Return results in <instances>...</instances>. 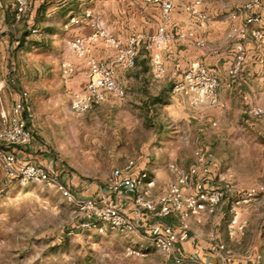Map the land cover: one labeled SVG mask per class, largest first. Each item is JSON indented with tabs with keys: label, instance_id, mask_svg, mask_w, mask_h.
Segmentation results:
<instances>
[{
	"label": "crops",
	"instance_id": "obj_1",
	"mask_svg": "<svg viewBox=\"0 0 264 264\" xmlns=\"http://www.w3.org/2000/svg\"><path fill=\"white\" fill-rule=\"evenodd\" d=\"M193 1L172 0L174 11L167 30L193 31L198 38L207 40L208 50H199L189 41L170 44L163 52L167 75L156 80L150 61L151 54L145 49V40H142L136 66L116 67L117 79L127 90L126 98L120 100L140 101L146 112L151 108H145L148 105L163 109L157 147L152 153L147 149L141 161L131 160L135 164L134 168L130 171L125 168L115 177L127 180L128 185H131V181L140 173L147 172L149 179L156 182L153 190L155 198L163 196L168 184L178 178L168 166H187L188 171L196 164V148L214 161L210 174L212 184L221 173L233 175L237 192L248 190L252 182L264 181V118H253L248 114L254 106L264 109V40L256 42L250 36H237L235 40L228 38L234 28L246 26L245 15L233 20L231 14L241 10L249 0H202L200 9L209 17L208 21L202 23L185 12L186 5ZM262 2L263 9L258 12L262 19L259 28H264V0ZM30 4V12L19 19L15 3L12 0H0V71L5 74L3 78L0 77V117L12 115L23 93L10 88L13 85L17 87L14 80L13 85L7 83V75L10 73L12 77L17 64L22 71L27 69L28 79L55 77L60 80V86L62 84L65 88L71 106L72 96L84 92L88 85V60L110 62L117 57V50L103 42L90 44L86 57L77 56L70 49L69 42L75 38L91 36L94 28L91 22L83 26H70L73 18L83 17L88 12L94 18H101L121 46H126L133 35L148 37L155 34L162 21L160 6L148 5L143 0H30ZM248 29L252 30V27ZM35 30L38 32L35 33ZM238 43L243 44L247 56L242 70L232 75L230 70ZM64 61L73 63L76 68L69 82L62 78L61 65ZM198 64H204L219 80V100L225 104V108L197 106L190 97L173 92V85L182 79L189 68ZM154 84H159L157 92L154 91ZM116 99L109 95L104 103ZM10 100L13 102L11 106ZM28 103L33 115L31 97ZM30 128L34 139L31 125ZM180 171L183 172V168ZM51 172L56 175L55 171ZM205 182V176L200 173L192 180L191 186L196 192L205 188ZM134 194L133 188L127 195L103 190L98 198L104 205L120 208L138 225L136 232L118 233L134 237L137 245L145 251L156 250L149 229L157 223L178 228V219L155 217L137 208ZM234 197H228L215 215H204L201 223L195 219L190 220V239L176 245L175 254L169 257L171 262L176 263L186 257H225L223 251L212 252V247L219 244L210 240L205 232H213L216 228L226 230L228 221H225V216L230 215Z\"/></svg>",
	"mask_w": 264,
	"mask_h": 264
},
{
	"label": "rangeland",
	"instance_id": "obj_2",
	"mask_svg": "<svg viewBox=\"0 0 264 264\" xmlns=\"http://www.w3.org/2000/svg\"><path fill=\"white\" fill-rule=\"evenodd\" d=\"M15 68L12 77L7 75V83L13 85L14 80L17 87L11 89L30 94L34 139L27 147L9 150L20 165L55 171L60 186L74 199L64 196L60 187L10 179L0 161V264H264V196L240 208L241 220L246 222L242 233L230 232L232 208L225 216L226 230L205 232L225 247V257L220 258L186 257L175 263L156 250L140 248L132 236L83 228L86 219L76 209L75 200L101 203L99 193L107 190L129 161H141L147 149L153 152L159 144L163 109L148 105L145 108H151L146 112L140 101L116 99L76 115L60 80H31L27 69L22 71L18 64ZM4 76L0 71V77ZM154 85L157 92L159 84ZM12 103L10 100V106ZM179 168L187 172L188 167ZM259 184L264 181L257 180L249 187ZM194 192L192 186L187 189L189 194ZM128 250L141 255H129Z\"/></svg>",
	"mask_w": 264,
	"mask_h": 264
},
{
	"label": "built area",
	"instance_id": "obj_3",
	"mask_svg": "<svg viewBox=\"0 0 264 264\" xmlns=\"http://www.w3.org/2000/svg\"><path fill=\"white\" fill-rule=\"evenodd\" d=\"M17 8L19 19L24 18L30 12V0H12ZM148 5H156L161 8V24L157 32L148 37L133 35L126 46H121L118 39L106 28L101 18H94L93 14L86 13L83 17L73 18L70 26H83L87 22L92 23L94 34L89 37H79L69 42L70 49L79 57L84 58L88 53V46L103 42L106 46L117 50V57L110 61L96 59L88 60L89 82L84 92L72 96L71 111L76 115H84L94 108L102 105L109 95L118 99L127 96V90L117 79V65L126 68H134L140 56V43L145 40V49L151 54L153 76L160 80L167 75V69L163 57L169 45L177 41L192 42L199 50H208V42L204 38H198L193 31L174 32L168 31L167 25L171 23L174 4L172 0H143ZM202 0H194L185 7V12L197 22L208 21V15L201 11ZM263 9L262 0H249L244 7L231 14L236 20L240 15H245L246 26L234 28L228 35L230 40L237 36H250L256 42L264 40V28H259L261 16L258 14ZM69 25L67 28L70 27ZM252 27V30L248 28ZM37 33L38 31H34ZM236 54L230 73L238 74L246 61V51L243 44H236ZM62 78L69 82L76 73L75 65L64 61L61 65ZM219 80L212 75L204 64H198L189 68L182 79L173 86L175 94L185 95L192 99L197 106H209L225 108V104L219 100ZM29 93L23 92L20 101L14 106L11 116L0 117V161L3 164L6 175L12 180H18L23 184L29 182L44 183L52 187H60L64 190V196L74 199L68 190L60 186L57 176L50 171L31 164L20 165L15 154L10 148L27 147L32 143L33 134L30 121L33 117L29 108ZM248 114L257 119L264 118V109L258 106L252 107ZM196 164L187 172H181L176 165L170 169L178 175L175 182L168 185L166 193L158 198L153 196L156 182L149 179L147 172H142L137 178L128 181L122 178H114L108 185L107 191L111 193L127 195L135 189L134 203L137 208L147 211L159 218L176 217L178 228L173 225L157 223L149 229V233L155 249L161 254L171 257L175 254L176 245L187 242L190 239L188 223L195 219L202 222L206 214H215L222 203L230 196H235L232 205V221L229 229L232 235L242 233L246 228V222L241 220L240 208L257 200L264 194V184H259L242 192H237L231 173H221L217 176L218 185H213L210 178L214 167V161L208 158L202 150L195 153ZM133 161L129 162L126 171L134 168ZM202 173L206 178L204 189L194 194L187 193L192 180ZM76 209L86 219L83 228L95 229L104 233L110 229L120 233H132L138 231V225L131 220L120 208L112 205H104L93 199L75 200ZM178 229V230H177ZM224 246L214 245L212 252L224 251ZM129 255H141L140 252L128 250ZM214 264V263H209Z\"/></svg>",
	"mask_w": 264,
	"mask_h": 264
}]
</instances>
